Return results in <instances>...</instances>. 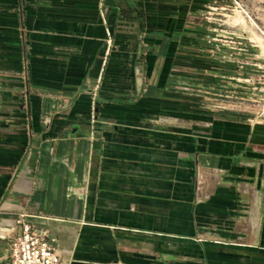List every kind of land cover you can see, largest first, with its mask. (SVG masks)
Instances as JSON below:
<instances>
[{"label": "crops", "instance_id": "0c3cea01", "mask_svg": "<svg viewBox=\"0 0 264 264\" xmlns=\"http://www.w3.org/2000/svg\"><path fill=\"white\" fill-rule=\"evenodd\" d=\"M214 1L0 0V264L20 214L62 264H264V123L194 95Z\"/></svg>", "mask_w": 264, "mask_h": 264}, {"label": "rangeland", "instance_id": "374dc122", "mask_svg": "<svg viewBox=\"0 0 264 264\" xmlns=\"http://www.w3.org/2000/svg\"><path fill=\"white\" fill-rule=\"evenodd\" d=\"M202 18L200 111L264 123V0H215Z\"/></svg>", "mask_w": 264, "mask_h": 264}, {"label": "built area", "instance_id": "2783aa9c", "mask_svg": "<svg viewBox=\"0 0 264 264\" xmlns=\"http://www.w3.org/2000/svg\"><path fill=\"white\" fill-rule=\"evenodd\" d=\"M211 10V9H209ZM22 40V38H21ZM27 55L22 51L20 57V71L16 76L21 86V94L24 99H28L32 93L29 86V71ZM100 90V84H96L92 92V111L90 114V123L92 125L91 138L95 137V125L97 123V113L95 101ZM26 132L30 129V117L24 114ZM43 123L47 125L49 118L45 117ZM17 225L21 226L20 234L11 239L9 244L10 264H62L57 249L48 243L47 232L37 228L29 220L26 214H20Z\"/></svg>", "mask_w": 264, "mask_h": 264}, {"label": "bare ground", "instance_id": "6f19581e", "mask_svg": "<svg viewBox=\"0 0 264 264\" xmlns=\"http://www.w3.org/2000/svg\"><path fill=\"white\" fill-rule=\"evenodd\" d=\"M238 16V18H239V20L241 21V22H243V19H242V17L240 16V14L239 13H236V17ZM235 17V18H236ZM237 22H238V20H237ZM241 24V23H240Z\"/></svg>", "mask_w": 264, "mask_h": 264}]
</instances>
